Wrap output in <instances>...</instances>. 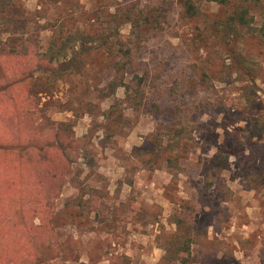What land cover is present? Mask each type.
<instances>
[{
	"label": "rangeland",
	"instance_id": "374dc122",
	"mask_svg": "<svg viewBox=\"0 0 264 264\" xmlns=\"http://www.w3.org/2000/svg\"><path fill=\"white\" fill-rule=\"evenodd\" d=\"M194 1L0 0V264H264V0Z\"/></svg>",
	"mask_w": 264,
	"mask_h": 264
},
{
	"label": "trees",
	"instance_id": "16d2710c",
	"mask_svg": "<svg viewBox=\"0 0 264 264\" xmlns=\"http://www.w3.org/2000/svg\"><path fill=\"white\" fill-rule=\"evenodd\" d=\"M198 4H196V2L194 1V0H181V7H182V12H183V15H185V16H187V17H194L195 15H196V13H197V8H198V6H197ZM162 11V10H161ZM142 13H145V16H144V18H145V21L147 22V23H149L150 21H151V18L153 17V13L152 12H150V11H148V10H146V9H143L142 10ZM239 14L240 13H237V11H236V13L234 14V16H233V19H235L236 17H239ZM161 15H163L162 13L159 15L160 17H161ZM167 16V15H166ZM243 16H244V14H242L241 13V16H240V18H242L241 19V21H243ZM155 18L153 17V20H154ZM240 21V22H241ZM211 33H213V34H215L214 33V31L212 30V29H208ZM52 43H55V42H52ZM69 46V45H68ZM67 45H60L59 46V48H58V52H55V53H53L54 52V50L55 49H50V51H49V56H48V58L51 60V61H54L55 60V58H56V54L57 55H63V56H66V51H67V47H68ZM51 47H53V46H51ZM1 54H3V49H2V52H1Z\"/></svg>",
	"mask_w": 264,
	"mask_h": 264
},
{
	"label": "crops",
	"instance_id": "0c3cea01",
	"mask_svg": "<svg viewBox=\"0 0 264 264\" xmlns=\"http://www.w3.org/2000/svg\"><path fill=\"white\" fill-rule=\"evenodd\" d=\"M1 127H3V128H6V132H9V130H8V127L7 126H5V125H1Z\"/></svg>",
	"mask_w": 264,
	"mask_h": 264
}]
</instances>
